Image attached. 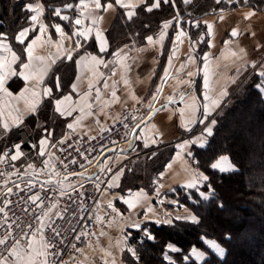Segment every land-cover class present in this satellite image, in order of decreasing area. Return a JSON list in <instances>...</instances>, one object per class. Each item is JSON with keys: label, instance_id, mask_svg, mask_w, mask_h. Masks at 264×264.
<instances>
[{"label": "snow or ice", "instance_id": "6c2138e0", "mask_svg": "<svg viewBox=\"0 0 264 264\" xmlns=\"http://www.w3.org/2000/svg\"><path fill=\"white\" fill-rule=\"evenodd\" d=\"M191 0H183V3L186 5L189 4ZM214 2L218 5L220 4H232L238 2V0H214ZM244 4H249L250 0H243ZM163 5L172 6V0H115V5L123 8L125 10L126 17L128 21H132L133 18L137 15L136 9L143 6V10L147 13H152L154 10L160 9ZM67 10H75L78 15L75 17H70L69 15H62V12ZM100 10L108 11L114 10V5L111 2L102 3V0H79L77 4H66L63 8H55L53 9V13L56 17H58L61 21L68 22L69 26L72 27L74 30L69 36L65 31L61 24H54L52 27L55 29V32L59 34L60 41L57 43L58 51L55 57L49 58L48 63H44L45 57H35L33 55L34 46L37 44L38 41H41V38L47 33L48 25L44 24L42 21V17L44 14V6L40 3L34 4H27L25 5V11L32 13L28 18L30 23L28 27L22 28L18 34L15 36V40L20 45H25V41L27 40L29 33L36 32L38 28L39 34L36 35L26 46L23 48V53H26L28 62H24L21 59V56L17 54V52L13 51L10 44L5 42V38L0 39V52H7L10 53L11 59L6 61L4 56H0V101H3L5 97L14 99L16 101L24 100V107L23 109L17 108L14 105H9V111L7 115L3 110H0V118L3 119V123L0 124L2 127L4 134H7L10 131V123L8 118H11V123L13 126H20L23 124V117L27 114H35L38 111L40 104L42 103L41 97L43 98H51L54 104V110L62 117H73L74 113H79V115L74 117V122L67 123L66 127L69 130L75 132V128L77 125H80L81 122L86 117H96V122L99 123V115L105 114V109L110 102H118L119 98L117 96L116 91V84L117 81H112L109 84V81L112 80V77L117 75V70L115 65L121 62V58L126 57L125 49L121 48L118 51L112 53V55L116 58L114 60H105L100 57V53L108 54V41L103 31L99 28L95 29L94 39L98 44V53L92 54L87 51V49L83 50L81 53V49H83L82 39L87 41L90 36L93 35L94 27L97 25L103 17L98 14ZM252 15H255V12H249L245 14V19L250 18ZM180 16L177 14L174 16L173 20H167L163 23L157 38L154 40L153 36H148L146 39L150 44H158L160 47H163L164 41L168 34V29L173 27V22L176 21L179 23ZM223 19V16L220 17ZM90 20L91 25H85L84 21ZM207 35L211 36L213 32V25L212 23H208L207 21L204 22ZM192 27L199 28L200 22H196L192 25ZM237 30H232L231 36L236 37L238 35ZM254 35V33H253ZM75 38V39H73ZM185 39H188L190 46L193 47L195 50V45L205 41V36L201 35L197 38L196 41H192L189 37L187 31H185L182 25L176 31L174 36V41L172 44L171 53L168 57V64L164 68L163 77L161 86H158L155 90V93L151 96V100L148 102V109L149 111L152 110L154 103L158 100L159 94L162 91V85L166 82L169 77L172 75L171 69L173 68V61L178 59L176 52L181 43L184 42ZM70 40L73 42V46L71 48L64 47V41ZM47 42L52 44L51 36L47 37ZM211 46V42H209ZM127 47V46H125ZM63 51L64 56L63 59H66L69 62H74L78 66H83L88 72L91 73V77L89 78L88 89L87 91H81L77 83L71 84V90L73 93H76L79 96V100H73L72 95H64L61 93L60 97L58 98L55 93H60V90L64 87L61 78L59 76L55 77V82L52 87L46 86L45 78L49 77L50 72L52 71V65H54L58 59H60V52ZM138 51H142V49H138ZM240 53H243V49L240 50ZM232 55L235 57L237 53L233 52ZM78 57V59L76 58ZM199 58L198 54L194 58L193 55L190 53L188 57V63L195 64L196 60ZM210 59L209 54H205L203 57L204 63V100L206 101L200 106L202 111L200 112V117L197 118L196 112L197 109L194 108L192 105L187 106V110L181 111V116L187 117L188 124H201L203 128L201 129L198 135V141L196 144H188L185 143L184 140L178 142L175 145V148L178 149L176 155H180L183 153L186 155L190 160L196 165H199V161L196 159V154L192 151L193 147L198 146L200 149H205L207 145L210 143V139L215 135V126L216 120L212 119L213 109H216L220 106L221 98L227 95L226 91H220L218 96L213 97L209 95V91L211 90L209 87V74H208V61ZM40 61L39 64H36L35 61ZM19 62L20 71H17L16 68L13 67L14 64ZM100 66H103L105 69H109V75L105 76L104 72H101ZM112 66V67H110ZM130 68V65L127 66ZM187 67V64H180L179 68L176 69V72L179 73L183 71ZM253 69L257 68V65L253 63L251 65ZM260 70L258 75L264 74V65L259 66ZM242 68H237V76L242 72ZM187 76L189 78L196 75L193 71H187ZM14 77L21 78L26 82V87L19 93L17 96H13V93L9 90L10 89V81ZM82 77H77V80H80ZM103 79V89L105 92H110V100L104 99V93L100 87H96V84L100 82V79ZM123 79V83L125 85L128 84L127 79ZM235 77L231 78V82H233ZM188 88H191L194 84V81L189 79L188 81L181 80ZM42 87V91H37L38 88ZM55 89V93H54ZM93 90L95 95L93 96ZM30 93V99L27 98L28 94ZM133 100H136L137 103L141 101L137 99V97L132 96ZM181 99L183 100L184 97L182 96ZM173 98L171 96L168 97V103H172ZM6 103V102H5ZM167 105H161V110L166 108ZM96 109V111H94ZM13 113H17V115H13ZM119 119V117H117ZM128 121V122H124ZM124 121H120L122 123L123 129H125L124 136L125 138L128 136H134V139L128 140V148L136 151V141L141 140L142 136L141 133L143 129L141 125L144 123L142 118H138L135 115L131 117L125 116ZM131 125V126H130ZM211 126V127H210ZM188 132H193V129L188 128L187 124L184 125ZM140 129V131H137ZM42 136L41 138L31 144V147L37 151V157H47L42 161L43 168L39 171L36 170L35 165L33 163L27 164V170L24 173H21L18 168L15 167L13 164V171L11 172H0V176L10 178L11 176H23V175H40L42 172H46L49 168L53 169L52 172H49V179L45 180L43 183L39 185V190L33 192L32 195L28 196V201H30L33 205H35L36 209H39V214L36 215L34 213V219L38 224V227H34L32 223H26L23 226L19 223L13 221L11 224L8 223V214L5 212V207L0 206V213L4 214L3 222L0 223V227H4L7 225V229L4 231L2 235H0V264H58V262L53 258L49 260V256L55 257L58 256L60 253L57 250V244L63 243V240H58L57 238L61 235V225L56 223L57 218L60 220L65 219L64 213L68 211V207L64 209L59 208L60 200L56 197H50L47 195L48 186L53 184V180L51 177L60 176L61 173L59 171H55V165L52 163L54 158V153L48 151L49 148H56L57 145H65L66 141L69 137H65L64 139H60L57 141H53V131L49 130L48 128L41 127ZM90 139L95 140L96 137H90ZM115 143V141H112ZM152 145L157 144V141L153 139L151 141ZM177 145H182L183 150ZM71 144H67V148H71ZM107 146L101 144L100 145V153L103 154L104 150ZM143 147L145 149L150 147V144L147 140H144ZM66 150V149H62ZM79 152L81 156H84V152H81L79 149L76 150ZM88 152L96 151V149L89 148L87 149ZM111 151V150H110ZM126 151V150H122ZM14 153V154H13ZM25 154L22 151V144L15 143L11 146V148H6L2 153H0V164H6L10 162L17 161L19 158L24 156ZM157 154L152 152L149 154L150 158H154ZM87 160L88 157L84 156ZM219 158V157H218ZM217 158V159H218ZM55 159H59L55 157ZM109 159L105 157L104 160L99 161V170L101 173L103 172H112V168L105 167L106 161ZM60 164L63 165L66 175L56 183L59 185L58 188L52 189L53 191L59 192V197L68 196L73 203H76V200L68 195V189L71 188L72 191L76 193V196H83L84 193L81 192L78 188H74L71 184H65L64 181L68 179V176H82L83 173L72 171L68 172L69 165L66 164L63 160L59 161ZM71 164H76L77 161L72 159L70 161ZM91 163V161H89ZM171 164H167L166 167L171 168ZM80 167H84L83 164ZM208 167H212V162L210 161ZM213 171H218L219 174H227L231 171H235V169L223 167L222 164H217L216 168ZM124 175V167H120L116 172H114L109 181L106 183V188L101 189V183H95V188L97 191H101L103 194L107 192L109 189H114L119 187V180L121 176ZM99 180V177H97ZM211 177L207 175H202L200 172L194 171L192 173V177L188 183L183 185L188 191L185 195L188 198H192L193 196L196 199H202L203 201L209 200L215 195V190L211 185ZM8 179L5 180L4 189L5 191H0V195H10L13 192V187H8ZM203 186V188L201 187ZM14 187L20 188L19 184H14ZM29 191L35 187L33 182L29 180L28 184L25 185ZM84 185L81 184L80 188H83ZM162 187V185H160ZM23 191V189H21ZM207 191V194H206ZM44 193L42 195L41 193ZM161 195L160 191L157 189L156 196L159 198ZM136 200L133 202L130 199L124 198L122 202L128 205L129 208H135L137 205H142L140 197H144L146 199V194L141 190L139 193L135 194ZM118 198L117 196H113V199ZM164 203V201H161ZM171 203H177L176 201H171ZM7 204H11L10 200L5 202V206ZM222 207V205H220ZM78 208L85 207L83 203H80ZM97 209L99 208V202L97 201L96 204ZM107 208L111 209L113 213L117 212V209L113 206L112 199L107 200ZM86 211L91 209H85ZM150 213H154V209L152 207H147L143 221H134L128 227L134 228L138 232L143 233V238L148 241H154L155 236L151 233L150 229L144 227L145 222L151 219ZM107 215V213H105ZM83 219L93 220L96 223H100L103 220L101 215H95V217H83ZM176 219H183L186 222L191 223H199L198 219L194 218V215H187L184 217H176ZM157 225H160L162 222L168 225H172L173 221L171 218L164 219L161 221L160 219H155L154 221ZM13 224L15 225V229H18V232L14 233ZM48 230L49 235L46 236L45 230ZM75 231V229L73 230ZM89 233L86 229H81L79 231V235L76 239H80L81 237L88 236ZM101 235H104L101 232ZM131 239L130 234H123L122 239L117 242V249L119 253L127 252L132 260L136 261L139 264L140 256L138 253L137 247L128 243ZM143 243V239L140 241ZM170 244H167L166 247L173 252L172 247ZM75 247V245H73ZM79 250V249H78ZM104 252L106 257L104 264H124V261L119 260L118 256L114 255L111 251L101 250ZM181 252V250H180ZM165 260H168L169 264H177V262L170 257L165 256ZM186 259V257H185Z\"/></svg>", "mask_w": 264, "mask_h": 264}, {"label": "trees", "instance_id": "16d2710c", "mask_svg": "<svg viewBox=\"0 0 264 264\" xmlns=\"http://www.w3.org/2000/svg\"><path fill=\"white\" fill-rule=\"evenodd\" d=\"M34 1L37 0H0V34H6L17 50L20 44L15 40V36L30 22L28 18L31 13L25 11V5ZM40 1L46 7L49 23L56 19L53 9L57 6L79 2ZM108 1L115 0L102 2ZM249 4L264 9V5L259 6L254 1ZM171 7L165 5L161 10L147 13L141 6L136 9L137 15L132 21H128L124 10L119 8L107 31L110 53L116 51L114 47L120 45V41H133L128 46L135 47L144 43L147 36L158 33L165 21L173 20L168 16ZM193 9L197 12L196 16L183 20L186 22V29L188 21L224 8H220L214 0H197ZM87 47L89 50L98 51L94 40L90 41ZM48 109L46 105V109L40 111L41 118H45ZM171 152L173 149L170 151L166 148L156 157L158 162L155 158L151 159L149 164V161L145 165L138 164L140 171L136 179L140 180L143 175L146 176L150 172L149 168L156 169L157 172L162 171ZM195 154L199 165L211 177L215 195L206 201L196 199L195 196L193 201L184 200L185 204L194 210L199 223L178 220L173 225H155L151 230L155 240L145 242L139 264H169L161 256L168 243H174L181 248L178 254L180 264L184 260L181 256L188 254L194 245L207 250L208 257L202 262L191 260L185 264H264V98L257 88L249 86L236 95L233 106L226 109L220 117L209 145L205 149L196 147ZM222 154H229L238 169L219 174L208 167L210 161L213 162ZM151 164L153 166H150ZM123 186L127 187L125 179ZM205 238L218 241L226 249L225 256L220 258L209 250L204 242Z\"/></svg>", "mask_w": 264, "mask_h": 264}, {"label": "crops", "instance_id": "0c3cea01", "mask_svg": "<svg viewBox=\"0 0 264 264\" xmlns=\"http://www.w3.org/2000/svg\"><path fill=\"white\" fill-rule=\"evenodd\" d=\"M30 3L34 5L36 3H40L44 6V4L39 1L30 2ZM113 5H114V10H108V11L100 10L98 12V14L103 17V19L97 25H95L93 35L90 36L87 41H84L82 39V43L84 44H83V49H81V53H83L84 49H87V51L92 54L98 53V51L89 50L87 44L92 40L95 41L94 39L95 29L99 28L103 31V34L105 35L108 41V54L106 55L100 53L99 54L100 57L102 59H105L106 61L116 59L109 51L110 43L107 37V31L110 28L114 20V16L116 14L115 3ZM64 6L65 5L57 6L56 8H63ZM44 9L45 11L41 19L44 24L48 25V30L47 33L41 38V41H38L37 44L34 46L33 55L35 57H45L46 59L44 63H48L49 58L55 57L58 51L57 43L60 41L59 34L55 32V29L52 27V25L61 24V26L64 28V31L69 36H71L74 29L69 26L68 22L61 21L58 17H56L54 13L53 15L56 19L53 20L52 23H48L44 16L46 14L45 6ZM244 10H246V14L249 12H255V15L252 16L262 14V13H257L252 9H248L247 7H245ZM62 15H69L70 17H75L78 15V13L75 10H67L62 12ZM84 23L85 25H89V26L91 25L90 20H85ZM180 26L181 25L179 24L177 25L173 24V27L167 30L168 34L164 41L163 47H160V45L158 44H150L147 41V39H145L144 44L136 45L134 49H131L130 51H125L127 58L125 59L124 57H122L121 62L115 65V68L117 70V75L115 77H112V80L109 81V84H111L112 81H117L116 91H117V96L119 98L118 102H110L108 104V106L105 109V114H101L98 117L99 123L96 122V117H86L81 122V124L77 125L75 128V133H79L83 135H91L99 132L108 123L117 119V117H120L126 112L134 111L135 114L138 113L142 118L145 115H147L146 118L144 119V123L141 125V128L143 129L141 133L142 139L137 141L136 151H134V155L136 154L135 157H141L144 156L145 154L146 155L148 154L149 156L150 153L155 152L157 155L154 158H156L160 154V152L166 148L170 149V151H172L173 149V152H171L170 157L168 158L167 162L163 167V170L159 173L158 177H156L157 179L155 184H151L155 187V189L150 192L147 188V185L140 188V191L143 190V192L146 194V199L143 197L144 206H141L140 210L146 211L147 207H152L154 210L156 209L160 210L162 208V206L160 205L161 201H164V203H168L169 205L171 204L177 207L175 203H171V201L174 200L167 198L165 194L167 192L172 191L177 186L183 187V185L189 182V180L192 177V173L194 171L199 172V170L190 161V158H188L186 155H184L183 153H181L179 156L176 155L178 149L175 148V145L182 140H184L185 143L188 144H193V143L196 144L198 136L195 135L199 134L198 133L193 136L191 135V133L189 134L184 133V132H188L184 127L185 124H187V127L191 129L196 124H188L187 117L182 118L181 111L182 110L186 111L187 106L192 105L194 108L197 109L196 116L197 118H199L200 112L202 111V109H200V106L206 102L204 100V94L206 90L203 86L204 63L202 64V66H200V64L198 63V60H200L199 58H202L204 55H201L200 53H197V51L193 50V47L190 46L188 40L186 46L187 48L189 47L190 50L189 49L183 50L182 48L183 43L180 44V48L177 49L176 52L178 59H175L173 61V68L171 69L172 75L169 77V79L166 82L163 83L162 91L159 94L158 100L154 103L152 110L149 111L148 109V102L151 100V96L155 93L156 88L158 86H161L164 68L168 64V57L171 53L174 36ZM186 31H188V29H186ZM205 32H207L206 28H205ZM158 33L149 36H153L155 40L157 38ZM38 34L39 32L37 28V31L33 32V34L27 38L24 47ZM205 35H207V33ZM48 36H51L53 42L52 44H49L47 42ZM5 37L6 36L4 35H0V39H3ZM5 42L11 45L13 51L17 52V54L21 56V59L24 62H28L27 55L26 53H23V50L22 51L17 50L7 37L5 39ZM63 43L65 48H71L73 46V42L70 40H65ZM138 49H142V51H138ZM261 50H264V46L261 48ZM190 53L193 55L194 58L198 54L199 58L196 60L194 66L196 75H194V78L191 79L192 81L196 79L195 86L193 87L192 90L186 92V89L188 87L184 85V83H182L181 80L186 81L185 78L186 71L192 70L193 64L188 63V57ZM206 54L209 53L207 52ZM0 56H4L6 58V61L11 59L10 53L7 52H0ZM63 56L64 53L63 51H61L60 52L61 58L58 59L54 65H52V71L50 72L49 77L45 78V84L46 86L52 87L55 82V77L59 76L61 78L64 87L60 90V93H55V89H54V93L57 95V97L59 98L62 93L64 95H72L73 100H79V96L76 93L72 92L71 84L77 83L81 91H87L91 73L88 72L83 66H78L74 62H69L66 59H63ZM76 58L78 59V57ZM35 63L39 64L40 61L37 60L35 61ZM182 63L187 64V67L183 71L177 73L176 69H178L180 64ZM129 65L130 68L127 67ZM209 66H210V62L208 61V69H207L208 71H209ZM13 67L16 68L17 71H20L19 62L14 64ZM99 70L101 72H104L105 76L109 75V69H105L103 68V66H100ZM77 77H82V78L80 80H77ZM122 78L128 80L127 85L123 83ZM189 79H187V81ZM179 84L181 86H179ZM25 87H26V82L23 79L14 77L12 81H10L9 90L13 93V96L15 97L19 95V93ZM42 87L43 86H41V88H38L37 91H42ZM96 87L101 88L102 93H104L105 100H110V92H105L103 89L102 78L100 79V82L96 84ZM209 87L211 89L209 91V95L213 97L218 96L220 91H225V85L223 82L219 87L218 83L209 81ZM170 89L172 90L170 91L171 94L169 93ZM165 92L168 95L170 94L169 96L173 98L172 103H168V98L164 100L165 102L161 100ZM94 95L95 92L93 90V96ZM132 96L137 97V99H139L141 102L137 103L136 100L132 99ZM182 96L184 97L183 100L181 99ZM27 98L30 99V93L28 94ZM41 100L42 103L40 104L37 113L27 114L24 115L23 117V122L25 123V129L23 131L24 135H22V132L21 135L22 138L26 140L25 143L22 144V151L25 155L17 160L18 163L19 162L22 163V161H26L30 159V158H26L25 156H27L28 152L32 150L31 144L37 142L41 138L42 136L41 127L48 128L49 130L53 131L52 139L55 140L61 137L66 132H73L72 130L67 129L66 125L69 122H74V117L79 115V113H74L73 117H62L57 112H55L54 104L51 98L41 97ZM223 100L224 97L221 98V102H223ZM163 104H166L167 107L161 110L160 105ZM9 105H14L17 108L23 109L24 100L16 101L14 99L5 97L3 101H0V110H3L5 112V115H7V112L9 111V107H8ZM46 105L49 107L48 109L49 112L48 114H46L45 118H41L40 111L46 109ZM94 111H96V109H94ZM138 114L136 116L140 118ZM13 115H17V113H13ZM3 119L4 118H0V124L3 123ZM8 120L10 125L12 126L11 118L9 117ZM138 131H140V129H138ZM196 132L197 130L195 131V133ZM2 133L3 132H0V135ZM2 135L5 136L4 133ZM153 139L157 141V144L155 145L151 144V141ZM144 140H147L150 144V147L147 149L143 147ZM15 143H21V142H15ZM177 147H180L183 150L182 145H177ZM49 151L51 152V148L49 149ZM169 163L172 165L171 168L166 167V165ZM120 167H122V164L119 165L118 169ZM227 168H232V167L228 166ZM107 178L108 180L110 179L109 176H107ZM160 185H162V187H160ZM157 189L161 193L159 198H157L156 196ZM140 191H138V193ZM116 192L114 193L112 192V194H115ZM112 194H108L106 192H104L103 194L101 193L98 199L99 208L97 209V212L99 214H102L107 208V200L111 198L113 199V196L122 198V196L112 195ZM135 208L126 210L127 215ZM158 217L161 221H163L160 216ZM122 218H124V216ZM125 224H127V222ZM105 230H103V233L107 237ZM107 232L110 234L109 228Z\"/></svg>", "mask_w": 264, "mask_h": 264}, {"label": "rangeland", "instance_id": "374dc122", "mask_svg": "<svg viewBox=\"0 0 264 264\" xmlns=\"http://www.w3.org/2000/svg\"><path fill=\"white\" fill-rule=\"evenodd\" d=\"M41 2L40 0H37ZM103 1V0H102ZM197 0H191L189 4L183 3V0H172V7L171 12L168 15L169 18H174L177 14L180 16V21L177 23L176 21L173 22L174 25H182L183 29L186 31V28L184 27L186 22L183 21L185 19H188L189 16H196L197 12L193 9L195 6ZM254 1L259 4V6L264 5V0H250ZM35 2V1H34ZM111 2V1H108ZM240 2V3H238ZM236 3L232 4H220V8H224L221 10H218L214 13H209L202 15L201 17L196 18L193 21H188V34L192 41H196L197 38L201 35L205 36V41L201 42L199 44L195 45V51L197 53H200L201 55H205L207 52L209 53L210 59V66H209V81L210 82H216L219 84V87L221 86L222 82L225 85V91L227 92V95L224 96L223 102L220 103V106L216 109H213L212 119L216 120V127L219 125L220 117L223 115V113L226 111V109H229L233 106L234 101L236 99V95L245 89H247L249 86H252L253 88H257L259 92L262 94L264 98V74L258 75V72L260 70L259 66L264 65V50H261V48L264 46V9H258L253 4L249 5H243V0H238ZM42 3V2H41ZM107 3V2H106ZM113 4L115 3L112 2ZM218 5V4H217ZM45 6V5H44ZM116 6V14L119 12L118 5ZM165 5H162L160 9L164 8ZM247 7L248 9H252L256 11L257 13H262L261 15L251 16L248 19H245L246 10L244 8ZM46 8V7H45ZM216 8V7H214ZM213 8V9H214ZM241 8V9H240ZM123 9V8H121ZM124 10V9H123ZM125 12V10H124ZM31 15V14H30ZM46 21L49 23L48 19L46 18V14L44 15ZM114 16V19H115ZM223 16V19H220V17ZM205 21L208 23H212L213 25V32L211 36L205 35L207 32H205ZM196 22H200V27L195 28L192 27L193 24ZM30 23V22H29ZM29 25V24H28ZM27 25V26H28ZM26 27V26H25ZM190 29V31H189ZM232 30H237L238 35L236 37L231 36ZM191 32V33H189ZM254 33V35H253ZM33 34V32L29 33L30 37ZM0 35L6 36V34L1 33ZM7 37V36H6ZM187 40L185 39L183 42V50H190V48H187ZM138 41V39H137ZM133 42V41H130ZM130 42H124L120 41V45L115 46L114 50L118 51L121 48H124L125 51H130L131 49H134L135 47H129L128 44ZM209 42H211V46L209 45ZM119 43V42H118ZM123 43V44H121ZM84 44V43H83ZM144 43H141L142 45ZM88 45V44H87ZM127 46V47H125ZM24 45H20V48H18L20 51L23 50ZM180 48V45L178 49ZM118 49V50H117ZM243 49V53H240V50ZM237 53V56H233L232 53ZM204 57V56H203ZM203 57L199 58L198 63L200 66L203 64ZM219 63V64H218ZM255 63L257 65L256 69H253L251 65ZM195 64H193L192 70L195 73ZM241 67L243 70L242 72L237 76V68ZM188 71V70H187ZM186 71V73H187ZM235 77L234 81L231 82V78ZM186 81L189 79V77L185 76ZM194 78L191 77L190 79ZM185 85V84H184ZM179 86H181L179 84ZM171 89L169 90V93L171 94ZM169 94V95H170ZM168 94H165L162 96L161 100L164 101L168 98ZM174 96V95H172ZM165 102V101H164ZM136 110V109H135ZM137 111V110H136ZM131 114H134L135 116L138 113L133 112H126L125 115L130 116ZM139 115V114H138ZM140 116V115H139ZM121 117V116H120ZM119 117V118H120ZM140 118H142L140 116ZM211 127V126H210ZM203 128V125L196 124L192 129L193 132H184L185 134L191 133V135H195L200 133L201 129ZM25 129V123L23 122L20 126H11L10 125V131L3 136L4 133L2 127L0 128V132H3L0 135V153H2L6 148H11V146L15 142H21V144L25 143V139L22 138L23 131ZM197 132L195 133V131ZM22 132V135H21ZM100 132V131H99ZM74 134H79L72 132ZM98 133V132H97ZM96 134V133H94ZM2 136V137H1ZM190 136V135H188ZM192 136V137H193ZM24 137V136H23ZM62 137V136H61ZM58 139H52L53 141L59 140ZM25 138V137H24ZM133 139V137H131ZM199 138H197L198 141ZM34 142V141H33ZM137 144V141H136ZM195 144V143H193ZM198 146H195L192 151L195 153V148ZM120 148H128V144L126 146H121ZM50 149V148H49ZM48 149V151H49ZM118 149V148H117ZM33 150V151H32ZM31 151L28 152L26 158H30L26 161H22V163H18L17 161H14V163L17 165L18 169L21 173H24L27 170V164L33 163L35 165V168L37 171H39L41 168H43V158L37 157V151L32 148ZM36 151V152H35ZM161 151V150H160ZM35 152V153H34ZM134 151L130 149L128 152H120V151H111L109 152L106 157L107 159L105 167H111L112 172H103L101 173L100 170L96 176L102 178L104 180V177H111V175L118 170V167L120 164L124 167V175L121 176L119 187H116L114 189H109L106 193L112 194V192H116L112 195H118L122 196V198H116L112 199L113 206L117 209V212H115V217L107 223L104 227L100 226L97 231L95 232L92 239L89 240L86 247L82 250V253L79 255L78 259L73 264H104V261L106 259L104 252L101 251L107 250L111 251L114 255L118 256L119 260L124 261V264H130L133 262H136L132 260L130 255L127 252L119 253L116 245L117 242L122 239V235L127 233L131 235V239L128 241V243L134 245L138 249V253L140 256L139 262L142 260V254L144 250V244L147 241L143 238V233L138 232L134 228L128 227L131 223L134 221H143L145 210H140L141 205H137V207L131 211L130 213H126V210H130L131 208L128 207V205L124 204L122 202V199L127 198L135 202L136 196L135 194L140 191V188L147 185L148 190L151 192L155 189V187L151 184H155L156 177H158L159 173L156 169L149 168L150 172L146 174V176L143 175V177L139 180H137V174L139 173L140 169H138V164L145 163L147 161L148 164L152 161L151 158L148 156V154L141 156V157H135ZM219 158L215 159L212 162L213 169L216 168L217 164H222L223 167H232L235 170H237V165L234 163V161L231 159V156L229 154H222L218 156ZM105 159V158H104ZM103 159V160H104ZM155 159V158H154ZM198 160V158L196 157ZM151 160V161H150ZM158 162V158H156ZM191 161V160H190ZM199 161V160H198ZM192 162V161H191ZM124 163V164H123ZM193 163V162H192ZM99 164V161H98ZM193 165L199 170V172L202 175H207V172L200 166H196L194 163ZM150 166H153L152 164ZM149 166V167H150ZM131 167V168H130ZM155 167V165H154ZM157 167V166H156ZM99 166L96 168L98 169ZM51 169V168H49ZM48 169V170H49ZM95 169V170H96ZM42 172L40 175L33 176L36 177H46V174L48 172ZM52 171V170H51ZM136 171V172H135ZM93 172V171H92ZM90 172V173H92ZM232 172V171H231ZM145 173V171H144ZM147 173V172H146ZM23 176H32V175H23ZM83 176V175H82ZM125 176V178H124ZM22 176H13V178H18ZM94 177V176H92ZM11 178V179H13ZM124 179L126 180L127 187L124 188ZM139 181V183H138ZM211 182V181H210ZM212 185V182H211ZM203 188V186H201ZM213 187V186H212ZM106 188V187H105ZM214 188V187H213ZM4 189V182H0V191H3ZM102 189V187H101ZM188 190L182 186L175 187L172 191L167 192L165 195L167 198L176 201L175 203L177 207L173 205H169L168 203H160L162 208L160 210L156 209L154 210V213L150 214L151 219L147 222H145L144 227H147L150 229H154V226L157 225L154 221L155 219H159L158 216L161 217L162 220L171 218L173 224H175L178 219L176 217H184L187 215H194L195 219L197 218V215L195 214L194 210L185 204L184 200H187L188 202L193 201V197L190 199L188 198L185 193ZM101 194V193H100ZM207 194V191H206ZM129 196V197H128ZM5 200V195H0V206H3V202ZM141 203L144 206L143 197H140ZM152 215V216H151ZM124 216V218H122ZM119 221H118V220ZM183 221V219H179ZM113 222V223H112ZM127 222V224H125ZM112 223V225H111ZM168 225L165 223H161V225ZM109 226V227H108ZM110 229V234L107 232L108 228ZM106 229V230H105ZM105 230L107 237L105 235H101V231L103 232ZM152 233V232H151ZM100 234V235H99ZM154 235V234H153ZM101 236V237H100ZM143 239V243H140V241ZM92 242V243H91ZM98 242V243H96ZM204 242L206 244V247L211 250L213 253H215L218 257L222 258L226 254V249L223 246H220V243L214 239L205 238ZM169 244V243H168ZM91 245V246H90ZM170 247H172L173 252H171L167 247H165V250L163 254L161 255L164 259L165 256L170 257V259H173L177 262L179 261V252L181 248H179L174 243L170 244ZM209 252L205 250L204 248L200 246H192L186 255H182L181 257L184 259L181 264H185L186 262H190L191 260H195L197 262H202L208 257ZM186 257V259H185ZM155 258V256H154ZM133 261V262H132ZM168 262V260H166ZM169 263V262H168ZM137 264V262H136Z\"/></svg>", "mask_w": 264, "mask_h": 264}, {"label": "built area", "instance_id": "2783aa9c", "mask_svg": "<svg viewBox=\"0 0 264 264\" xmlns=\"http://www.w3.org/2000/svg\"><path fill=\"white\" fill-rule=\"evenodd\" d=\"M134 114H131L128 117H131ZM127 116L125 113L121 115L119 119H115L108 123L100 132L91 135H83V134H74L72 132H66L62 135L60 139H64L66 136L69 137L66 141L65 145H57L56 148H51V152L55 154V157L59 159L52 160V163L55 165V171H59L61 173L60 176H52L53 184L48 186L47 195L50 197H56L60 200L59 208L64 209L68 207V211L64 213L65 219L60 220L57 218L56 223L61 225V235L58 237V240H63V243L57 244V250L59 251V255L52 257L49 256V260L53 258L58 262V264H73L82 253V250L86 247L89 240L93 238L97 229L102 226L104 227L107 223H109L114 217L115 213L111 211V209L106 208L102 214L97 212V201L100 197L101 191H97L95 188V183H101L102 189L106 187V183L108 180L107 177H104V180L98 176L94 177H85V176H68V179L64 181V183L71 184L74 188H78L81 192L84 193L83 196H76V193L69 188L68 195L72 196L76 203H73L72 200L65 197H59L58 191H53L52 189L58 188L59 185L56 181H59L66 175L65 169L62 164H60V160H63L66 164L69 165L68 172L76 171L80 173H90L94 171L98 167V161L101 156L109 150L120 148L121 146H126L128 144V140H131L132 136H128L125 138L122 123L120 121H124V117ZM147 115H145L142 119L144 120ZM128 122V121H124ZM131 126V125H130ZM96 137L95 140L90 139V137ZM59 139V140H60ZM112 141H115L113 143ZM67 144H71V148H67ZM106 145L107 147L104 150V153H100V145ZM95 148L96 151L88 152L87 149ZM66 149V150H62ZM79 149L81 152H84V156H87L86 160L84 156H81L79 152L76 150ZM47 159V158H46ZM75 159L77 161L76 164H71L70 161ZM91 161V163H89ZM13 164L16 168L17 165L14 162L0 164V172H11L13 171ZM83 164L84 167H80ZM53 169H49L46 177H36V176H22L18 178H10L0 176V182H4L8 179V187H13V192L10 195L5 194V200L3 202V207H5V212L8 214V223L11 224L13 221L21 224L22 226L26 223H32L34 227H38L34 219V213L36 215L39 214V209L35 208L30 201H28V196L32 195L33 192L39 190V185L43 183L45 180L49 179V172H52ZM13 178V179H11ZM29 180L33 182L35 185L31 191L25 187L28 184ZM14 184H19L20 188L14 187ZM83 184L84 187L80 188V185ZM23 189V191H21ZM3 191L6 192L5 189ZM44 195V193H41ZM7 200L11 201V204H7L5 206V202ZM83 203L85 207L78 208L77 206ZM91 209L86 211L85 209ZM107 213V215H105ZM95 215H101L103 217L102 222L96 223L93 220L83 219V217H95ZM4 214L0 213V223L3 222ZM7 229V225L4 227H0V235L4 233ZM75 229V231H73ZM81 229H86L89 233L88 236L81 237L80 239H76L79 235V231ZM14 233L18 232V229H15V225L13 224ZM46 236L49 235L48 230H45ZM75 245V247H73ZM79 249V250H78ZM2 250V249H0Z\"/></svg>", "mask_w": 264, "mask_h": 264}, {"label": "water", "instance_id": "95a60500", "mask_svg": "<svg viewBox=\"0 0 264 264\" xmlns=\"http://www.w3.org/2000/svg\"><path fill=\"white\" fill-rule=\"evenodd\" d=\"M196 78H197V77H196ZM195 83H196V79L194 80V84L192 85V87L186 89V92L192 90L193 87L195 86ZM160 106H161V105H160ZM143 121H144V120H143ZM137 131H138V129H137ZM132 137H133V139H134V136H132ZM117 150L120 151V152H124V153H126V152H128L130 149H129V148H118V149H112L111 151H117ZM122 150H126V151H122ZM111 151H110V150H109V151H106V152L101 156V158L99 159V161L103 160V159L106 157V155H108L109 152H111ZM98 172H99V168L96 169V170H94L92 173H83V176H85V177L96 176V175L98 174Z\"/></svg>", "mask_w": 264, "mask_h": 264}]
</instances>
